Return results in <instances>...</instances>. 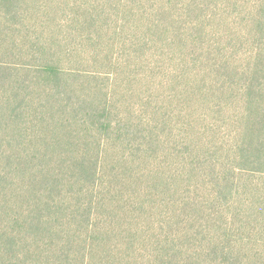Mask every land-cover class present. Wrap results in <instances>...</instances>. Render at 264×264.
<instances>
[{"label":"trees","instance_id":"trees-1","mask_svg":"<svg viewBox=\"0 0 264 264\" xmlns=\"http://www.w3.org/2000/svg\"><path fill=\"white\" fill-rule=\"evenodd\" d=\"M0 264H264V0H0Z\"/></svg>","mask_w":264,"mask_h":264}]
</instances>
